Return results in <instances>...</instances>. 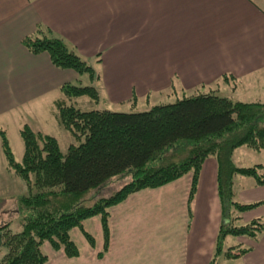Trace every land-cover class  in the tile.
Segmentation results:
<instances>
[{"label":"crops","instance_id":"obj_1","mask_svg":"<svg viewBox=\"0 0 264 264\" xmlns=\"http://www.w3.org/2000/svg\"><path fill=\"white\" fill-rule=\"evenodd\" d=\"M38 29L92 64L99 100L102 92L108 104L168 88L200 91L224 76L234 89L244 82L245 90L264 91V0H0L1 140L2 134L8 138L4 126L14 122L24 127L51 118L58 124L60 89L80 78L24 47L22 40ZM191 180L186 174L111 207L105 251L101 220L94 216L83 222L92 245L70 234L78 256L44 245L45 264H210L221 223L216 159L204 161L188 208ZM239 182L245 183L241 189ZM234 190L242 204L262 202L241 214V223L264 217V184L235 178ZM227 241L250 248L242 263L264 264V232L256 240Z\"/></svg>","mask_w":264,"mask_h":264},{"label":"trees","instance_id":"obj_2","mask_svg":"<svg viewBox=\"0 0 264 264\" xmlns=\"http://www.w3.org/2000/svg\"><path fill=\"white\" fill-rule=\"evenodd\" d=\"M22 44L33 55L46 53L58 69L94 77L93 68L50 31L38 29ZM60 90L56 119L76 145L70 144L62 153L55 137L25 125L20 131L23 155L16 162L2 134L7 167L18 178L22 192L6 207L5 199H0V264H45L48 257L42 251L44 243L55 251L62 250L68 258L77 257L70 231L79 228L92 245L83 222L94 216L101 220L105 251L111 207L133 193L163 187L186 174L192 176L190 208L202 165L209 157L217 162L221 208L210 264L218 258L244 264L241 259L250 248L242 244L226 247V241L229 237L256 240L264 232V217L241 223V214L262 202L236 201L234 179L252 178L261 186L264 173L259 172L261 165H235L232 154L239 147L264 150V102L236 101L208 92L143 112L83 111L72 100L86 97L97 105L99 93L95 87L65 84ZM124 175L128 181L113 195L90 205L81 198ZM14 221L16 225L11 228Z\"/></svg>","mask_w":264,"mask_h":264},{"label":"rangeland","instance_id":"obj_3","mask_svg":"<svg viewBox=\"0 0 264 264\" xmlns=\"http://www.w3.org/2000/svg\"><path fill=\"white\" fill-rule=\"evenodd\" d=\"M74 53L75 51L72 50ZM84 61V60H83ZM90 67L92 64L87 63ZM79 80L75 81L73 85L75 86H93L96 87V77H90L88 73L78 74ZM226 78L228 80L232 79L230 76H224L222 79H219L214 82L212 87H207L206 89H200V91H187V90H175V89H165L159 95L153 93L146 94L144 97H140L138 94H135L137 97L133 96L129 101H126L119 105L108 104L104 102V94L101 92L99 103L93 104L88 98H78L72 100L74 106L78 107L83 111H88L91 109H105L112 112H122V113H129V112H143L151 108L152 106L159 105V104H172L178 100H181L185 97L192 96L194 94L203 93V92H215L218 95L229 97L233 100H238L242 102H264V91H248L247 85L244 82H241L237 89H234L236 83L234 81H228L226 83ZM249 83V81H247ZM213 90V91H212ZM51 116H49L50 118ZM43 118L40 121L30 120L27 121L26 124L30 126L31 129H37L42 132H46L51 136L55 137L58 141L60 151L65 153L67 148L70 144L76 145V143L72 140V138L68 135V133L63 130L56 122H54L51 118L48 120L49 122H44ZM52 120V121H51ZM17 124L18 122H14ZM15 124H9L4 126L7 132V139L9 141V146L11 152L13 154V158L16 162H20L22 155H23V143L22 139L19 135V130L22 129L23 123L21 126L17 127ZM23 124V125H22ZM2 130V129H1ZM4 131V130H3ZM2 140L0 138V199H5L3 206H9L11 201L16 199L22 192L21 184L19 183L18 178H16L12 171H10L7 167L6 158L2 149ZM234 163L239 167H254L256 165H261L263 169L259 172L264 173V150L262 151H254L247 147H239L235 149L233 155ZM237 179H244L246 181H250L251 183L254 181L252 178L248 177H238ZM128 181L127 175H124L119 178H114L108 181L102 188L96 189L87 193L86 195L82 196L83 200H86L87 204H92L97 199L108 197L113 195L117 192L126 182ZM244 182L237 183V186L241 189L244 185ZM236 186V185H235ZM239 190V189H238ZM237 190V191H238ZM7 200V201H6ZM238 201V200H237ZM240 203V201H238ZM242 203V202H241ZM249 204V203H243ZM16 225L15 221L11 223L10 227L14 228ZM84 226V223H83ZM102 228V226H101ZM77 233L87 244H90L87 238L83 235L82 231L79 228H75L71 230V235ZM93 232V231H92ZM103 234V231H102ZM92 237V233H91ZM94 239V237H92ZM230 238L234 237H229ZM73 239V237H72ZM77 242V241H76ZM228 242V241H227ZM225 244V246H230L229 242ZM234 243V242H233ZM44 245H48V243H44L42 245V250H44ZM91 245V244H90ZM244 245V244H242ZM246 246V245H244ZM247 247V246H246ZM2 253L0 252V255ZM220 264H236V262L231 260H226L224 258H219ZM53 264V263H52Z\"/></svg>","mask_w":264,"mask_h":264}]
</instances>
